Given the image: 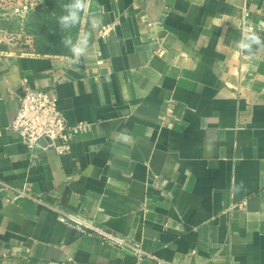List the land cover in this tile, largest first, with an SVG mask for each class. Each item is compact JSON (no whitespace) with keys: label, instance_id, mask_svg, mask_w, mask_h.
I'll list each match as a JSON object with an SVG mask.
<instances>
[{"label":"crops","instance_id":"obj_1","mask_svg":"<svg viewBox=\"0 0 264 264\" xmlns=\"http://www.w3.org/2000/svg\"><path fill=\"white\" fill-rule=\"evenodd\" d=\"M93 15L114 28L93 32L79 64L0 52V264H264V47H236L242 32L264 37V0H89L80 31ZM25 89L84 125L68 152L6 129Z\"/></svg>","mask_w":264,"mask_h":264},{"label":"built area","instance_id":"obj_2","mask_svg":"<svg viewBox=\"0 0 264 264\" xmlns=\"http://www.w3.org/2000/svg\"><path fill=\"white\" fill-rule=\"evenodd\" d=\"M26 8V6H23V9ZM20 9L21 6L15 8L14 11L18 12ZM142 22L149 28L155 24L149 19H143ZM113 28V23L101 26L98 31V37L105 39ZM153 53L159 57L163 56L164 51L161 45H158ZM82 127H84L82 124L77 126H69L67 124L62 113L57 108V97L55 94L41 90L25 89L24 94L19 99L18 112L6 129L11 130L18 139L31 149L35 148L41 140H47L49 147L58 155H61L68 152L73 139ZM7 187L2 185L0 190ZM244 205L245 203L243 202L235 205V207L242 208ZM57 212L61 222L82 234L95 238L101 244L129 253L136 262L148 256L138 243L115 234L95 224L93 221L78 218L62 210Z\"/></svg>","mask_w":264,"mask_h":264},{"label":"rangeland","instance_id":"obj_3","mask_svg":"<svg viewBox=\"0 0 264 264\" xmlns=\"http://www.w3.org/2000/svg\"><path fill=\"white\" fill-rule=\"evenodd\" d=\"M69 0H0V52L32 55L70 54L62 35L75 38L81 22L62 34L57 20ZM21 6L18 12L14 9ZM26 6V9H23ZM82 20V18H81Z\"/></svg>","mask_w":264,"mask_h":264},{"label":"clouds","instance_id":"obj_4","mask_svg":"<svg viewBox=\"0 0 264 264\" xmlns=\"http://www.w3.org/2000/svg\"><path fill=\"white\" fill-rule=\"evenodd\" d=\"M88 6L89 0H69L68 3L63 5L64 14L57 20L62 34L75 28L81 22L82 14L87 10ZM88 23L89 29L78 32L75 38L71 35H62L61 42L71 54L68 57L69 64H79L81 58L88 54L91 46L92 34L100 29L102 21L93 15L89 17ZM233 26L239 29V21H234ZM236 47L240 52L251 54L255 48L264 47V37L253 30L242 32L240 39L236 42ZM120 138L125 143L130 140V136L126 131L121 133ZM233 190L239 191V188L234 185Z\"/></svg>","mask_w":264,"mask_h":264}]
</instances>
